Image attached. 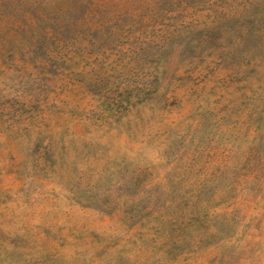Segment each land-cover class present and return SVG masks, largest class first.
Returning a JSON list of instances; mask_svg holds the SVG:
<instances>
[{"label": "rangeland", "instance_id": "374dc122", "mask_svg": "<svg viewBox=\"0 0 264 264\" xmlns=\"http://www.w3.org/2000/svg\"><path fill=\"white\" fill-rule=\"evenodd\" d=\"M0 264H264V0H0Z\"/></svg>", "mask_w": 264, "mask_h": 264}, {"label": "trees", "instance_id": "16d2710c", "mask_svg": "<svg viewBox=\"0 0 264 264\" xmlns=\"http://www.w3.org/2000/svg\"><path fill=\"white\" fill-rule=\"evenodd\" d=\"M250 3H252V2H250ZM255 15V14H254ZM256 16V15H255ZM257 17V16H256Z\"/></svg>", "mask_w": 264, "mask_h": 264}]
</instances>
